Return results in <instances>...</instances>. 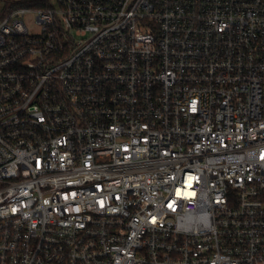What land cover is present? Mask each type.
Returning a JSON list of instances; mask_svg holds the SVG:
<instances>
[{
	"label": "built area",
	"instance_id": "2783aa9c",
	"mask_svg": "<svg viewBox=\"0 0 264 264\" xmlns=\"http://www.w3.org/2000/svg\"><path fill=\"white\" fill-rule=\"evenodd\" d=\"M0 264H264V0H0Z\"/></svg>",
	"mask_w": 264,
	"mask_h": 264
}]
</instances>
